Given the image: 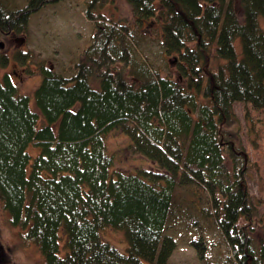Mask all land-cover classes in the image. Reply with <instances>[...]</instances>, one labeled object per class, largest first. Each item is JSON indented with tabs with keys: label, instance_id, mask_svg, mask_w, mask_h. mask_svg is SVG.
<instances>
[{
	"label": "trees",
	"instance_id": "trees-1",
	"mask_svg": "<svg viewBox=\"0 0 264 264\" xmlns=\"http://www.w3.org/2000/svg\"><path fill=\"white\" fill-rule=\"evenodd\" d=\"M61 1L10 10L0 0V32L25 33L32 14ZM126 1L137 25L161 29L181 80L137 65L134 29L97 15L103 0L87 1L95 32L72 76L43 68L35 108L9 75L0 79L3 209L44 264H170L178 239L168 228L194 231L189 245L204 260L207 234L239 193L244 223L230 234L245 264H264V217L247 181L253 163L234 130V103L264 111V0H239L240 13L235 0ZM114 131L152 166L113 170ZM108 228L124 233L125 251L103 239Z\"/></svg>",
	"mask_w": 264,
	"mask_h": 264
},
{
	"label": "rangeland",
	"instance_id": "rangeland-1",
	"mask_svg": "<svg viewBox=\"0 0 264 264\" xmlns=\"http://www.w3.org/2000/svg\"><path fill=\"white\" fill-rule=\"evenodd\" d=\"M89 0H63L48 5L29 17L25 33L0 32V41L5 44L0 48V79L6 74L15 82L22 94L31 97L35 108L34 91L43 79V68H51L56 73L72 76L74 66L80 61L84 49L90 44L95 32L93 23L88 19L85 8ZM99 10L105 19L129 24L135 32L137 65H147L163 76L180 79V65L175 55H168L161 45V29L151 25H137L134 13L126 0H103ZM10 10L25 7L29 0H4ZM240 13V2L235 0ZM264 26V18H261ZM153 24V25H152ZM241 51V41L235 43ZM4 56L8 57L7 59ZM4 60V61H3ZM92 85L99 88V80L90 77ZM234 112L242 143L247 150L253 166L249 169L247 181L249 191L257 204L259 216L264 217V111L242 102L234 103ZM131 139L125 133L114 131L106 138L107 151L114 155L113 170L134 172L139 167H150L152 163L143 156H132L126 148ZM28 152L32 158L40 152L31 144ZM228 213L219 228L211 230L207 236V250L204 260L198 256L195 248L189 245V238L194 231H187L183 226H171L167 233L176 235L178 246L170 258V264H245L237 246V240L230 234L234 223L242 224L238 207L241 195L235 194L228 200ZM261 226H260V225ZM258 236L264 237V223H258ZM103 239L119 250L125 251L127 241L124 233L105 229ZM260 241V238H256ZM0 264H44L38 248L23 238V229L10 222L9 214L0 201Z\"/></svg>",
	"mask_w": 264,
	"mask_h": 264
},
{
	"label": "water",
	"instance_id": "water-1",
	"mask_svg": "<svg viewBox=\"0 0 264 264\" xmlns=\"http://www.w3.org/2000/svg\"><path fill=\"white\" fill-rule=\"evenodd\" d=\"M5 44L3 42H0V48H4Z\"/></svg>",
	"mask_w": 264,
	"mask_h": 264
}]
</instances>
